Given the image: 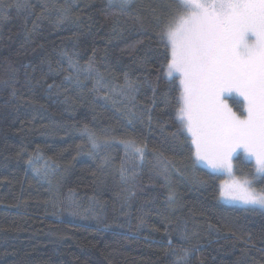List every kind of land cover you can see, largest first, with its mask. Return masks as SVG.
Masks as SVG:
<instances>
[{
  "label": "trees",
  "instance_id": "obj_1",
  "mask_svg": "<svg viewBox=\"0 0 264 264\" xmlns=\"http://www.w3.org/2000/svg\"><path fill=\"white\" fill-rule=\"evenodd\" d=\"M173 3L0 0V264H176L181 248L187 264H264V211L223 204L220 176L191 168L158 36ZM86 127L116 143L93 150Z\"/></svg>",
  "mask_w": 264,
  "mask_h": 264
},
{
  "label": "snow or ice",
  "instance_id": "obj_2",
  "mask_svg": "<svg viewBox=\"0 0 264 264\" xmlns=\"http://www.w3.org/2000/svg\"><path fill=\"white\" fill-rule=\"evenodd\" d=\"M108 2L121 13L133 4V0ZM169 7L158 33L167 52L162 69L170 80L179 81L176 118L190 139L191 168L200 167L209 175L226 172L231 179L219 185L218 199L264 211V187L255 186L264 184V0H174ZM61 12V21L67 20L69 9ZM70 67L76 65L70 62ZM85 67L91 70V60ZM53 87L58 86L48 85L50 90ZM121 88L133 91L135 82L126 76ZM232 95L233 103L242 108L239 114L227 99ZM128 116L131 122L135 113ZM84 132L93 150L116 143L87 127ZM119 143L126 157L143 161L146 145L134 140ZM234 160L251 168L240 169L242 175L237 177ZM158 162L167 180L171 161H160L158 156ZM125 172L122 166V179L128 178ZM192 180L206 183L195 175ZM167 199L174 204L175 193L170 191ZM189 251L174 252L176 264H187Z\"/></svg>",
  "mask_w": 264,
  "mask_h": 264
},
{
  "label": "rangeland",
  "instance_id": "obj_3",
  "mask_svg": "<svg viewBox=\"0 0 264 264\" xmlns=\"http://www.w3.org/2000/svg\"><path fill=\"white\" fill-rule=\"evenodd\" d=\"M231 97H234V95L232 96H228L227 99H230ZM234 165H235V161H234ZM235 171V169H234ZM215 174L219 175L220 176V181H219V185L222 183V182H225V181H229L231 179V177L224 171H219V172H216ZM235 175L237 177H239V175L235 172ZM220 201L223 203V204H226V205H231V206H237V207H245L243 205H240L238 203H235V202H230V201H225V200H221Z\"/></svg>",
  "mask_w": 264,
  "mask_h": 264
}]
</instances>
